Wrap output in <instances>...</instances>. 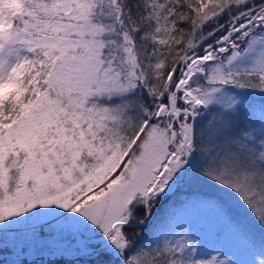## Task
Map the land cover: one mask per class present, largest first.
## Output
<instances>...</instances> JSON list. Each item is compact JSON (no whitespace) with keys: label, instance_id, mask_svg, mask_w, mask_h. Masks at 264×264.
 I'll return each mask as SVG.
<instances>
[{"label":"snow or ice","instance_id":"1","mask_svg":"<svg viewBox=\"0 0 264 264\" xmlns=\"http://www.w3.org/2000/svg\"><path fill=\"white\" fill-rule=\"evenodd\" d=\"M0 264H264V0H0Z\"/></svg>","mask_w":264,"mask_h":264},{"label":"rangeland","instance_id":"2","mask_svg":"<svg viewBox=\"0 0 264 264\" xmlns=\"http://www.w3.org/2000/svg\"><path fill=\"white\" fill-rule=\"evenodd\" d=\"M257 233H259V232L257 231ZM259 234H260V233H259ZM211 247H212V245H206V246L202 249V251H208V250L211 249Z\"/></svg>","mask_w":264,"mask_h":264},{"label":"trees","instance_id":"3","mask_svg":"<svg viewBox=\"0 0 264 264\" xmlns=\"http://www.w3.org/2000/svg\"><path fill=\"white\" fill-rule=\"evenodd\" d=\"M260 234L259 233H257V236H259Z\"/></svg>","mask_w":264,"mask_h":264}]
</instances>
